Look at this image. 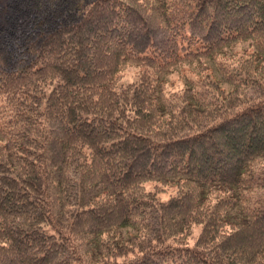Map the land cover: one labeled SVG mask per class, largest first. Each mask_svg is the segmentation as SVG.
Wrapping results in <instances>:
<instances>
[{
    "label": "trees",
    "instance_id": "trees-1",
    "mask_svg": "<svg viewBox=\"0 0 264 264\" xmlns=\"http://www.w3.org/2000/svg\"><path fill=\"white\" fill-rule=\"evenodd\" d=\"M0 264H264V0H0Z\"/></svg>",
    "mask_w": 264,
    "mask_h": 264
},
{
    "label": "rangeland",
    "instance_id": "rangeland-1",
    "mask_svg": "<svg viewBox=\"0 0 264 264\" xmlns=\"http://www.w3.org/2000/svg\"><path fill=\"white\" fill-rule=\"evenodd\" d=\"M250 48L251 44L249 42L235 43L232 46L224 49L220 55L216 56V61H218V63L219 61H230V56L232 55H235V57L238 58L242 52L250 51ZM214 64V62L210 61H205L199 66H197L196 63L182 64L180 66L174 67L169 73L162 75L161 78L164 81L168 91H175L177 89H181L187 80H204V76L206 74L208 78H214V72L216 73ZM199 69L204 70L199 72ZM136 73L137 68L133 66H128L123 69V75L126 79L134 77ZM171 193L172 191H169L168 193L161 195V199H166ZM196 236L197 230H194L193 237L190 239L191 244Z\"/></svg>",
    "mask_w": 264,
    "mask_h": 264
}]
</instances>
